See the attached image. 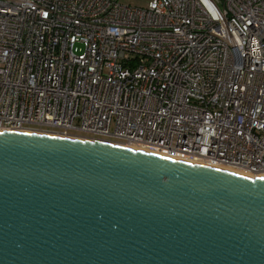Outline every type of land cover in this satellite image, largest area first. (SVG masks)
Returning <instances> with one entry per match:
<instances>
[{
  "label": "built area",
  "instance_id": "built-area-1",
  "mask_svg": "<svg viewBox=\"0 0 264 264\" xmlns=\"http://www.w3.org/2000/svg\"><path fill=\"white\" fill-rule=\"evenodd\" d=\"M1 131L264 174V0H0Z\"/></svg>",
  "mask_w": 264,
  "mask_h": 264
},
{
  "label": "water",
  "instance_id": "water-1",
  "mask_svg": "<svg viewBox=\"0 0 264 264\" xmlns=\"http://www.w3.org/2000/svg\"><path fill=\"white\" fill-rule=\"evenodd\" d=\"M0 264H264V178L1 131Z\"/></svg>",
  "mask_w": 264,
  "mask_h": 264
},
{
  "label": "bare ground",
  "instance_id": "bare-ground-1",
  "mask_svg": "<svg viewBox=\"0 0 264 264\" xmlns=\"http://www.w3.org/2000/svg\"><path fill=\"white\" fill-rule=\"evenodd\" d=\"M48 135H51V134H48ZM79 139H81V138H79ZM116 145H118V144H116ZM118 146H120L122 148H125V149L133 150V151H140L142 153H147V154L155 155V156H158V157H163V158L170 159V160H175V159L168 158V157L162 156L160 154H157V153H154V152H151L149 150H146V149H143V148H139V147H136V146H126V145H118ZM176 161H179V160H176ZM182 162H185V163H188V164H191V165H200V166L210 167V166L203 165V164H201L199 162H192V161H182ZM210 168H214V169H217V170H220V171H223V172H227V173L234 174V175H237V176H240V177H244V178H248V179H255V177L256 178H264V174L252 175L250 173H247V172H244V171H241L239 169H236V168H233V167H229V166H214V167H210Z\"/></svg>",
  "mask_w": 264,
  "mask_h": 264
},
{
  "label": "rangeland",
  "instance_id": "rangeland-1",
  "mask_svg": "<svg viewBox=\"0 0 264 264\" xmlns=\"http://www.w3.org/2000/svg\"><path fill=\"white\" fill-rule=\"evenodd\" d=\"M149 1L150 0H119L120 3L128 4V5L135 6V7H142V8H146ZM73 51L76 54L81 53L83 51L82 45L77 43L74 46Z\"/></svg>",
  "mask_w": 264,
  "mask_h": 264
}]
</instances>
